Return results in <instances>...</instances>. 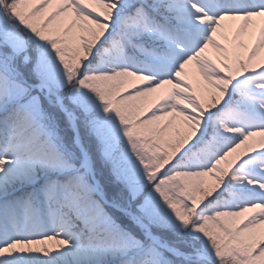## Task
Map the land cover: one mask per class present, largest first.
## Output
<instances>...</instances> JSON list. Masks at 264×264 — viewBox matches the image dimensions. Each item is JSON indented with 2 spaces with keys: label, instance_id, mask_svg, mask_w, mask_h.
<instances>
[{
  "label": "snow or ice",
  "instance_id": "1",
  "mask_svg": "<svg viewBox=\"0 0 264 264\" xmlns=\"http://www.w3.org/2000/svg\"><path fill=\"white\" fill-rule=\"evenodd\" d=\"M0 264H264V0H0Z\"/></svg>",
  "mask_w": 264,
  "mask_h": 264
}]
</instances>
